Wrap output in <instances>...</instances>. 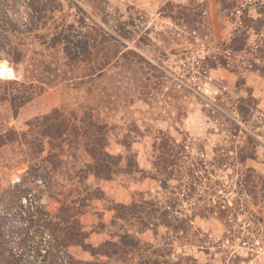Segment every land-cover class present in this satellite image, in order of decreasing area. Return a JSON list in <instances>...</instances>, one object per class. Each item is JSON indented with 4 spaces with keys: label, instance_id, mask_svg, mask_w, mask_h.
<instances>
[{
    "label": "rangeland",
    "instance_id": "rangeland-1",
    "mask_svg": "<svg viewBox=\"0 0 264 264\" xmlns=\"http://www.w3.org/2000/svg\"><path fill=\"white\" fill-rule=\"evenodd\" d=\"M32 1L0 0V133H18L0 146V259L33 264L41 218L81 234L76 260L264 264V0H35L27 22ZM101 30L116 63L87 76ZM14 81L44 88L16 113ZM54 108L77 117L62 141L35 121ZM160 137L173 145L163 175ZM106 241L109 256L90 252Z\"/></svg>",
    "mask_w": 264,
    "mask_h": 264
},
{
    "label": "trees",
    "instance_id": "trees-1",
    "mask_svg": "<svg viewBox=\"0 0 264 264\" xmlns=\"http://www.w3.org/2000/svg\"><path fill=\"white\" fill-rule=\"evenodd\" d=\"M31 14H29V19L26 21H30L34 16L39 17L41 12L44 10L41 8V5L34 1H32L31 4ZM40 7V8H39ZM7 21H10L13 19L11 16H6ZM11 24L16 26V22H11ZM23 24H26V22H23ZM7 30V29H6ZM5 30V31H6ZM15 30V29H13ZM30 31V29H29ZM103 33L100 35V41L99 44L102 47V56L100 57V60L95 62L94 65H91V62L89 61V73L87 76H102L104 71L109 67L110 65H114L116 63V38L110 34L108 31L101 30ZM237 41L236 39L232 40V42ZM235 50H241L243 47L242 45L238 44ZM5 53L10 57L12 60L18 59L22 52L18 47L13 46V48L10 46L8 49H6ZM89 60V58H88ZM1 63V61H0ZM116 66V65H115ZM30 73L36 71L35 65L32 63L30 68ZM95 75V76H94ZM12 84H15L18 86L16 89L15 94H10V106L13 109V112L16 113L17 109L27 103L29 100H31L35 95L42 93L44 90L42 85H39L37 83H34L33 81H30L28 83H19L17 81L12 82ZM86 114V113H85ZM51 119H56L58 121H52ZM77 120L76 116H65L60 109L54 108L49 114L45 115L40 118H36L35 121H37L38 125L39 123H42L41 121H45L48 131L47 136L50 137L52 140H60L62 141L63 138H66L70 136L75 131L77 132L78 125L75 124L74 121ZM79 122L85 123V126H94L98 130H101L102 127L97 124L89 123L88 117L85 115L79 119ZM18 133L12 129H9L3 133H0V146L10 143L14 141L17 137ZM160 141L158 142V155L156 156L155 163L160 167V170L162 169L160 174H167L170 173V165L174 163V161L169 157L173 151V145L169 141L167 137H160ZM96 142V139L94 140V144ZM32 148V146H31ZM89 149L92 151L90 153L92 155V158H95V154H106L105 152H102L101 150L96 151V149L93 146H90ZM42 149L39 150H33V153H38ZM96 152V153H95ZM48 155H54L53 153H49ZM169 169V170H167ZM167 170V171H166ZM165 211H161L160 214L164 215ZM160 216V215H159ZM158 216V217H159ZM40 223L37 224V228L33 234V238H37V241L33 247L30 248V256L34 259L33 264H100L99 262H90V261H82V260H76L73 259L71 255L66 252V248L70 243L74 244H80L81 246H85L84 241L81 239L80 233L72 232L66 236H63L61 238L55 236L53 232L49 231L47 232V225L43 219H39ZM144 224V222H143ZM145 226V225H143ZM124 238H129L132 245H137L136 241L130 238V235L125 234L123 236ZM110 242L106 241L100 248L94 249L90 248V252L92 254H104L103 248L106 245H109ZM105 255L109 256L108 253H105ZM2 256V255H1ZM1 262L3 264H29L25 259H23L22 253H19L18 255L13 254H7L5 257H2Z\"/></svg>",
    "mask_w": 264,
    "mask_h": 264
}]
</instances>
